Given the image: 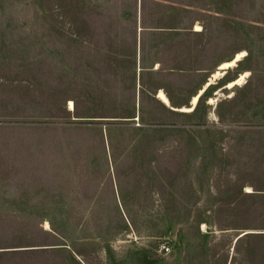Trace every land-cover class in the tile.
Here are the masks:
<instances>
[{"label":"rangeland","instance_id":"1","mask_svg":"<svg viewBox=\"0 0 264 264\" xmlns=\"http://www.w3.org/2000/svg\"><path fill=\"white\" fill-rule=\"evenodd\" d=\"M0 264H264V0H0Z\"/></svg>","mask_w":264,"mask_h":264},{"label":"bare ground","instance_id":"2","mask_svg":"<svg viewBox=\"0 0 264 264\" xmlns=\"http://www.w3.org/2000/svg\"><path fill=\"white\" fill-rule=\"evenodd\" d=\"M196 30H200V28H197ZM245 56V52H240L239 54H237L232 60L230 61H227V62H224L222 63L219 68L217 69V71L213 74L212 78L210 79L209 82H207L205 84V86L193 97L192 99V106L189 107V108H182L181 110L182 111H187V112H190V111H193L194 110V107L197 105L199 99H200V96L204 93L205 89H207L208 85H210V83L213 82L214 79H217V78H221L223 77L224 75V70L225 69H228V68H231V67H234L236 66L237 64V61H240L243 57ZM248 75V72H245L243 74H241L239 76V78H237L236 80L230 82L228 84V87L231 88L233 87L234 85H237V84H241L247 77ZM215 81V80H214ZM157 98L163 102L165 105L167 106H170L171 107V102L169 100V97L165 94V92L163 90H159V92L157 93ZM213 100H211L212 102ZM70 109L73 110L74 109V105L72 102H70ZM248 192H251V190H248Z\"/></svg>","mask_w":264,"mask_h":264},{"label":"built area","instance_id":"3","mask_svg":"<svg viewBox=\"0 0 264 264\" xmlns=\"http://www.w3.org/2000/svg\"><path fill=\"white\" fill-rule=\"evenodd\" d=\"M162 250H164L165 252H169L170 251V246L168 244H164L162 246Z\"/></svg>","mask_w":264,"mask_h":264},{"label":"water","instance_id":"4","mask_svg":"<svg viewBox=\"0 0 264 264\" xmlns=\"http://www.w3.org/2000/svg\"><path fill=\"white\" fill-rule=\"evenodd\" d=\"M237 62H239V61H237ZM228 69H229V68H228ZM228 69H225V70L223 71V72H224V75L226 74V72H227ZM224 75H223V76H224ZM211 85H212V83H210V85H208V87L211 86ZM208 87H207V88H208ZM206 90H207V89H205L204 93L206 92ZM204 93H203V94H204ZM203 94H202V95H203ZM202 95H201V96H202ZM201 96H200V97H201Z\"/></svg>","mask_w":264,"mask_h":264},{"label":"trees","instance_id":"5","mask_svg":"<svg viewBox=\"0 0 264 264\" xmlns=\"http://www.w3.org/2000/svg\"><path fill=\"white\" fill-rule=\"evenodd\" d=\"M201 98H202V97H200V101H201ZM200 101H199V102H200Z\"/></svg>","mask_w":264,"mask_h":264}]
</instances>
